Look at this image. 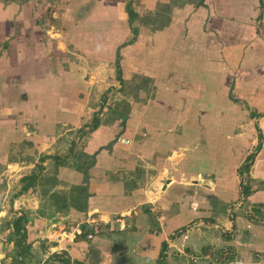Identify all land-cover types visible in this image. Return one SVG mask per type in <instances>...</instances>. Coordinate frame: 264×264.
<instances>
[{
  "label": "crops",
  "instance_id": "crops-1",
  "mask_svg": "<svg viewBox=\"0 0 264 264\" xmlns=\"http://www.w3.org/2000/svg\"><path fill=\"white\" fill-rule=\"evenodd\" d=\"M126 2L137 14L133 42ZM132 82L146 83L149 95L134 104L138 113L130 100L115 102ZM152 126L155 142L146 131ZM81 127L85 146L75 150L89 163L69 166L61 152L69 130ZM258 133L261 147L244 172ZM34 147L42 148L43 170L59 174L38 179L28 172L26 193L8 203V183L0 184V236L16 234L8 243L1 237L0 264H154L167 235L188 222L211 217L222 233L236 229L233 212L243 199L264 204V0H0V162L5 156L4 166L11 165L23 149L34 155ZM137 159L177 172L150 181L143 197L120 176ZM246 182L252 192L244 198ZM34 186L38 206L16 207ZM151 201L170 205L160 215ZM199 202L203 210H193ZM23 214L18 231L14 220ZM54 214L81 219L66 233L71 241L55 235L51 243ZM197 225L175 237L171 250L219 244Z\"/></svg>",
  "mask_w": 264,
  "mask_h": 264
},
{
  "label": "rangeland",
  "instance_id": "rangeland-1",
  "mask_svg": "<svg viewBox=\"0 0 264 264\" xmlns=\"http://www.w3.org/2000/svg\"><path fill=\"white\" fill-rule=\"evenodd\" d=\"M116 76V75H115ZM116 79L118 81H120L117 76ZM121 84V83H120ZM142 83L140 82H132L130 83H125L124 87L119 88L120 91L124 92V95L119 96L117 95L115 98V102L117 104H123V103H128L127 100H130L131 102L129 103L130 108H133L136 110V113H138L137 111H139V108L137 104L140 101L144 102L147 98L149 97V95L144 96L145 92H146V83L144 85H141ZM142 87V88H141ZM139 88H141L142 90H140ZM129 89L131 91H129ZM148 91V90H147ZM149 92V91H148ZM133 109V110H134ZM125 111H121V108L117 107V111L116 113H119L118 116H121L122 113L124 114ZM134 112V111H133ZM137 117V116H136ZM91 124V123H90ZM136 125H138L137 123H134ZM93 125V123L91 124ZM153 127V126H152ZM137 127H134L133 129H135ZM148 136L153 140V142H155V137H153L154 135V127L152 128V130H146ZM67 145L64 148L62 155L65 156V164H68L69 166H73L75 164L81 165L82 167H85L86 165H88L86 162V160H81L82 156H80L77 152V150H75V147L77 146V143H82L80 145L85 144L86 139L84 141L81 140V138L83 136H86V134H88V130H83L82 127L80 129H75L72 128L71 130H69V132L67 133ZM77 138H75V136H77ZM76 139V140H73ZM35 140H37V138L35 137ZM24 144H23V148L25 147V144L27 142V140H24ZM70 141H75L73 143V145H70ZM82 141V142H81ZM124 141V139H123ZM138 142V137H135L134 140H126L124 141V144L126 147H129L131 144L132 145H136V143ZM22 143V140H21ZM85 145H83L84 147ZM70 147V148H69ZM68 149H72L71 151H67L65 153V151ZM40 152L39 149L37 147H34V155H32L31 153H28V150L23 149V150H19L18 151V158L17 159H13L14 161H12V164L10 165L9 163H11L10 161L8 162V165L5 167L3 162L5 161V156L3 159H1L2 161L0 162V167H2L0 170V172L2 173V175H0V184H5L8 183V186H5V193L3 195L4 198V202L8 203V200H10V195H15L18 193V195L20 196V194L22 192L26 193V188L25 186L22 184V182L26 179L25 177L28 176V172H32L35 174L34 178H38V179H44L45 177L47 178H51V177H56V175H58V170L57 169H45L43 170L44 166H42L43 164L41 163L43 161V154H42V148H40ZM26 151L28 153V155L26 154ZM161 151H164V158L169 155V152H167V150L165 151V149L161 148ZM34 156V159H33ZM136 158L139 157H144V156H137L136 154L134 155ZM177 159V157H176ZM177 161V160H176ZM17 164H13V163ZM33 164L32 166H30V164ZM129 164V162H128ZM29 165V167L27 168L26 166ZM165 169V170H164ZM173 169V170H172ZM173 171L177 172V168H172L171 166H162L160 167V169H156L153 166H145V164H143V162L139 161L138 159L136 160V162L133 163V167L129 168L128 166H123L120 169V176L122 177L123 181H127L129 182V184H133L129 189L130 190H134L137 189L139 190L138 195H142L144 197L145 195V191H147L148 189L151 188V184L149 185L150 181L152 182H156L157 184H159L160 178H165V176H174ZM31 173V174H32ZM54 173L56 175H54ZM45 174V175H44ZM142 177H145V179H142ZM19 180V181H18ZM174 183H177L176 181H174ZM247 183V182H246ZM11 184H16L15 186L10 187L9 185ZM24 187V188H23ZM48 187V186H47ZM173 189H177L178 187H181L180 185L175 184L174 186H172ZM28 188V187H27ZM31 189V188H30ZM75 189V188H73ZM79 189H84L82 186ZM172 189V190H173ZM9 190V191H8ZM10 190H12V192H10ZM43 190H40V192H42ZM17 192V193H15ZM173 193V192H172ZM23 194V193H22ZM55 194V192H54ZM41 194L37 193V187H33L32 188V193L31 195H29V197L27 195H25V198H22L20 201H18V204L16 205V207H28V210L31 211L32 208L35 209L38 206V200L37 197H39L41 199ZM53 195V194H52ZM152 193L148 192V200H152L150 199ZM196 197L198 195H195ZM58 197V196H56ZM245 198V197H244ZM145 199V198H143ZM147 199V198H146ZM152 204V201L150 202ZM169 203V202H167ZM167 203H155L152 204V209L154 210V212L158 213L161 215V213L163 212V210H166ZM254 202H248L245 201V199L242 200V203L239 205L240 207L238 209H236L235 212H233V223L236 229L233 228V230L229 231V233H225L226 231L220 232V227H214L212 225V223H214L215 219L211 218V217H207L204 219L203 223H199L198 221L193 220V222H188V224L186 225L187 228H190L194 225H197L198 227H200L201 229H204L207 233H211L214 237L210 238L212 242H216L219 243L217 244H212L209 246H205L204 248L202 247L201 249H197L195 251H184L181 253H178L174 250H171L170 246V242L175 238V237H180L185 231H183L182 233H180L178 236L175 235V237H170L171 234H173L174 231H172L170 234L167 235L165 241L167 242L166 248L164 250L165 253V259L162 262V264H264V204L260 203L259 205H257L255 203V207H252L251 204H253ZM42 204H44V200H42ZM59 203L57 202V205ZM167 204V205H166ZM154 205V206H153ZM259 206V207H258ZM190 207V206H189ZM237 207V204L235 205V208ZM191 208L193 210H203V207L201 206V202L198 203V205L194 204L191 206ZM19 208H17L18 210ZM20 210V209H19ZM168 210V209H167ZM21 211V210H20ZM230 211V210H229ZM33 213V212H32ZM211 213V212H210ZM217 216H219V213L216 211ZM213 214V213H211ZM11 216H13L11 214ZM24 214L21 215V218L24 219ZM36 216V215H35ZM34 216V217H35ZM14 217V216H13ZM203 218V215L198 216V218ZM242 218L243 221H240V219ZM12 220V218H9L8 220L5 219V221L3 222L4 225H6L7 223H10V221ZM22 220V219H21ZM19 221L18 222V231L23 229L24 230V224L26 223L25 221ZM81 219L76 218V217H72L70 215H59V214H54V217L52 218L51 221V225L52 226V230H51V234L49 235L51 237V243H55V237L58 235V239H60L61 237H63L62 241L65 240H70L74 238V235L71 234H66L69 232H72V228L73 225L78 223ZM214 220V221H213ZM32 221V219H31ZM224 221V220H223ZM39 226H42L43 223L38 222ZM55 224V225H52ZM45 226V224L43 225ZM42 226V227H43ZM195 226V227H197ZM20 227H22L21 229H19ZM41 227V228H42ZM183 227V226H182ZM197 227V228H198ZM16 229V226L14 227ZM181 228V227H179ZM185 229V230H186ZM59 231V232H63L62 236L59 235L58 232L55 231ZM74 232V231H73ZM15 232H6L3 233V242L4 243H8L10 241H12L13 239L15 240L16 238V234H14ZM79 233L81 235V232H76ZM75 233V235H77ZM209 233V234H210ZM56 235V236H55ZM85 235H87V233H85ZM21 236V232L19 237ZM221 236V237H220ZM18 237V238H19ZM210 237V236H209ZM216 238H220V241L217 242ZM225 242V243H224ZM2 250H6V252H8V254H12V252L14 253V256L17 255V250L16 251H11L10 248H8V246L6 245H2ZM161 250V246L160 249ZM160 253V251H159ZM22 254V253H20ZM41 254L43 255V253L41 252ZM159 255V254H158ZM170 255H172V257H170ZM179 255H181L179 257ZM43 257V256H42ZM69 257V256H68ZM17 258V257H16ZM158 258V257H157ZM157 258L155 259V261L157 260ZM18 259V258H17ZM67 264H74L71 263L70 260L67 261ZM38 263L37 258L35 259V264Z\"/></svg>",
  "mask_w": 264,
  "mask_h": 264
},
{
  "label": "trees",
  "instance_id": "trees-1",
  "mask_svg": "<svg viewBox=\"0 0 264 264\" xmlns=\"http://www.w3.org/2000/svg\"><path fill=\"white\" fill-rule=\"evenodd\" d=\"M125 11H126V13L128 14V21H129V24H130V29H131V31H132V33H133V37H132V39L130 40V42H133L134 39H135V35H136V33H137V28L133 25V23H134L133 21L135 20L137 14L131 9V7H130V3H129V2H126V4H125ZM115 57H116V60H115L116 76H117V78L120 80V79H121V69H120V65H119L118 51H116V56H115ZM95 120H97V118H95ZM92 127H93V126H92ZM261 139H262V136H261L260 133H258V143H257V145H256V147H255V150H254L253 152H251V153L247 156L246 160L244 161V163H243V165H242V168H241L242 171H244V172H248L249 166H250V164L252 163V160H253V158H254V156H255L257 150H259L260 147H261ZM241 188H242V193H243L244 197H247V196L250 195L251 192H252L251 189H250V186L248 185V183L242 185ZM21 219H22V218L19 217V218H17V219L14 220V226H16V230H18V228H17L18 225H17V224H18V222H19ZM186 228H187V226H183V227H181V228L176 229L175 232H173V234L170 235V237L173 238V237H175V235L178 236L180 233H182L183 231H185ZM19 229H20V228H19ZM231 229L233 230V226L231 227ZM225 233H229V232L226 231ZM223 234H224V233H223ZM21 237L24 238V237H25V233H23V234L21 235ZM166 245H167V242H166V241H163L162 244H161V250H160V253H159L158 258H157V260L155 261L154 264H162V262L164 261V259H165V253H164V250H165V248H166ZM51 257H52L53 259H60V254H59V253H53V254L51 255ZM67 261H68V258H64V259H63V264H67V263H68Z\"/></svg>",
  "mask_w": 264,
  "mask_h": 264
},
{
  "label": "water",
  "instance_id": "water-1",
  "mask_svg": "<svg viewBox=\"0 0 264 264\" xmlns=\"http://www.w3.org/2000/svg\"><path fill=\"white\" fill-rule=\"evenodd\" d=\"M244 175L246 176V173H244ZM163 183H167L168 182V179L167 180H163L162 181ZM165 187H163V189H164Z\"/></svg>",
  "mask_w": 264,
  "mask_h": 264
}]
</instances>
